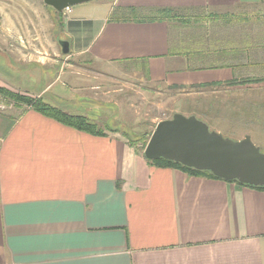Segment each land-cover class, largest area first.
<instances>
[{
  "label": "crops",
  "instance_id": "crops-1",
  "mask_svg": "<svg viewBox=\"0 0 264 264\" xmlns=\"http://www.w3.org/2000/svg\"><path fill=\"white\" fill-rule=\"evenodd\" d=\"M247 2L72 6L56 14L69 44L62 55L77 67L46 78L44 56L6 49L10 66L0 78L9 79L0 86L91 118L81 106L115 101L108 94L115 80L188 89L264 76H238L246 63L237 55L210 65L182 49L183 26L199 20L197 8ZM164 7L176 8L174 16H159ZM86 67L96 82L81 86L79 78L92 77L77 71ZM14 102L15 110H0V264H264V190L152 164L111 126L92 134ZM103 118L95 122L104 128Z\"/></svg>",
  "mask_w": 264,
  "mask_h": 264
},
{
  "label": "rangeland",
  "instance_id": "rangeland-1",
  "mask_svg": "<svg viewBox=\"0 0 264 264\" xmlns=\"http://www.w3.org/2000/svg\"><path fill=\"white\" fill-rule=\"evenodd\" d=\"M51 8L49 6L48 9L43 0H0V76L10 66L6 49H15L26 58L44 56L47 65L42 68V73L46 78H66L63 71L77 67L62 55L59 44L62 23L60 16ZM196 10L199 20L194 22L196 24L192 23L194 20L191 24L186 23L182 30V49L190 58L193 56L194 60L218 65L230 63L228 57L237 55L240 63L249 62L238 68V76L264 75L261 56L264 52V0H248L237 8L206 6ZM16 65L23 64H15L14 68ZM32 66L29 64L22 69ZM77 71L84 77L92 76L79 78V85L89 84L91 80L96 82L93 79L96 76L87 67ZM111 86L108 94L115 101L80 106L95 121L100 115L105 117L106 120H101L104 126H111L140 148L158 121L181 113L196 116L207 124L209 130L219 132L223 137L239 140L247 135L264 153V82L235 87L220 85L177 89L164 84L145 88V83L127 78L125 81L115 80ZM117 94L119 98H116ZM11 106V110H15L17 103L0 95V110Z\"/></svg>",
  "mask_w": 264,
  "mask_h": 264
},
{
  "label": "water",
  "instance_id": "water-1",
  "mask_svg": "<svg viewBox=\"0 0 264 264\" xmlns=\"http://www.w3.org/2000/svg\"><path fill=\"white\" fill-rule=\"evenodd\" d=\"M91 0H43L56 12ZM61 51L67 54L69 44L59 40ZM143 155L148 160L160 158L178 162L196 170H207L224 180L264 186V153L249 136L239 140L223 137L209 130L206 123L194 115L174 113L160 120L152 130Z\"/></svg>",
  "mask_w": 264,
  "mask_h": 264
},
{
  "label": "trees",
  "instance_id": "trees-1",
  "mask_svg": "<svg viewBox=\"0 0 264 264\" xmlns=\"http://www.w3.org/2000/svg\"><path fill=\"white\" fill-rule=\"evenodd\" d=\"M155 10L157 11V14L161 17H172L175 14L176 8L164 7V8H157ZM57 13L59 14V12H57ZM212 15H217V14L213 13ZM259 82H264V76L234 78V79H231V80L225 82L224 85H247V84L259 83ZM211 85H217V84H208L205 86H211ZM220 85H222V84H220ZM0 95H2L3 97H6L8 99L14 100L18 103H23L25 105L31 106L35 110H37L38 112L42 113L43 115L50 117V118H53L62 124H65L67 126H70V127L75 128L77 130H80V131H85V132H89L92 134L101 135V134H103L104 129H107L106 127H108V126H104V128H103V127L99 126L95 122V120H93L92 118H89L83 114L69 113V112L63 111L57 107L51 106V105L41 101L40 99L31 98L29 96L20 94L18 92H14V91H12L6 87H3V86H0ZM107 130L116 131V130H114V128L111 129L110 127ZM147 140H148V138H147ZM128 142L131 145H135V143L131 140H128ZM145 144H146V142L143 144L142 149L144 148ZM148 161L152 164H157L159 166L179 169L181 171L186 172L189 175H198V176H204V177L213 178V179H222V178H219V177L213 175L210 171L196 170L194 168L184 166L178 162L166 160L163 158H160L157 160H148ZM228 181L237 182L236 180H228ZM237 183L241 186H247V187H251V188H255V189L264 190V186H253V185L243 184V183H239V182H237Z\"/></svg>",
  "mask_w": 264,
  "mask_h": 264
},
{
  "label": "built area",
  "instance_id": "built-area-1",
  "mask_svg": "<svg viewBox=\"0 0 264 264\" xmlns=\"http://www.w3.org/2000/svg\"><path fill=\"white\" fill-rule=\"evenodd\" d=\"M70 8V7H69ZM69 8L64 9L63 11H69Z\"/></svg>",
  "mask_w": 264,
  "mask_h": 264
}]
</instances>
